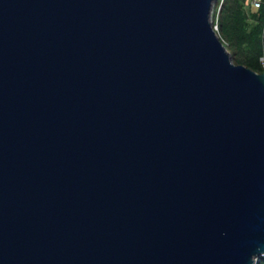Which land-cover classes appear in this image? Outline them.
Instances as JSON below:
<instances>
[{
	"label": "water",
	"instance_id": "obj_1",
	"mask_svg": "<svg viewBox=\"0 0 264 264\" xmlns=\"http://www.w3.org/2000/svg\"><path fill=\"white\" fill-rule=\"evenodd\" d=\"M213 0H0V264H258L264 72Z\"/></svg>",
	"mask_w": 264,
	"mask_h": 264
},
{
	"label": "trees",
	"instance_id": "obj_2",
	"mask_svg": "<svg viewBox=\"0 0 264 264\" xmlns=\"http://www.w3.org/2000/svg\"><path fill=\"white\" fill-rule=\"evenodd\" d=\"M213 18L233 61L264 72V5L254 10L245 0H219Z\"/></svg>",
	"mask_w": 264,
	"mask_h": 264
},
{
	"label": "built area",
	"instance_id": "obj_3",
	"mask_svg": "<svg viewBox=\"0 0 264 264\" xmlns=\"http://www.w3.org/2000/svg\"><path fill=\"white\" fill-rule=\"evenodd\" d=\"M245 1H246V3L250 4L252 9H254V10L259 9L264 5V0H245ZM212 24H213L215 30L218 32V24L216 22H214V18H213Z\"/></svg>",
	"mask_w": 264,
	"mask_h": 264
},
{
	"label": "rangeland",
	"instance_id": "obj_4",
	"mask_svg": "<svg viewBox=\"0 0 264 264\" xmlns=\"http://www.w3.org/2000/svg\"><path fill=\"white\" fill-rule=\"evenodd\" d=\"M218 1L219 0H213L212 10H211V21H213L214 10L217 6Z\"/></svg>",
	"mask_w": 264,
	"mask_h": 264
}]
</instances>
